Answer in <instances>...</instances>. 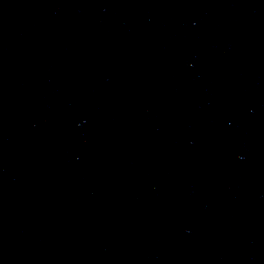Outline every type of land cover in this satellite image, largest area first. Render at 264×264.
I'll list each match as a JSON object with an SVG mask.
<instances>
[{
    "label": "water",
    "instance_id": "1",
    "mask_svg": "<svg viewBox=\"0 0 264 264\" xmlns=\"http://www.w3.org/2000/svg\"><path fill=\"white\" fill-rule=\"evenodd\" d=\"M0 264H264V0H0Z\"/></svg>",
    "mask_w": 264,
    "mask_h": 264
}]
</instances>
